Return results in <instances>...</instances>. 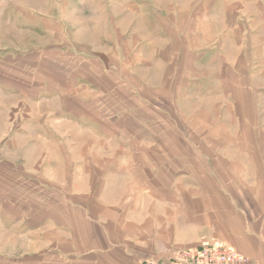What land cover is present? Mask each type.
I'll return each instance as SVG.
<instances>
[{
    "label": "crops",
    "instance_id": "1",
    "mask_svg": "<svg viewBox=\"0 0 264 264\" xmlns=\"http://www.w3.org/2000/svg\"><path fill=\"white\" fill-rule=\"evenodd\" d=\"M168 1L139 7L168 35L155 24L138 48L111 5L96 11L112 33L93 27L107 44L75 52V72L52 63L67 34L9 51L44 63L0 75V264H144L208 244L264 264V0ZM30 9L50 35L66 18L53 0Z\"/></svg>",
    "mask_w": 264,
    "mask_h": 264
},
{
    "label": "rangeland",
    "instance_id": "2",
    "mask_svg": "<svg viewBox=\"0 0 264 264\" xmlns=\"http://www.w3.org/2000/svg\"><path fill=\"white\" fill-rule=\"evenodd\" d=\"M2 1H4L5 4L3 3L2 10L0 8V48H2L4 52V56H3L4 57V67L6 68L8 67L6 70H9V71L4 70V72L0 74L4 80L13 79V76L11 75V73H9L12 65L16 64L17 62L28 64V63H25L28 57H30V59L33 58V61L30 62L31 64H33L34 61L36 65H39V63L41 64L44 63V60L42 59L43 54H39V50H36L37 53L34 54V56L33 54H26V53L23 54L22 52L14 53L13 51V53H10L9 52L10 50L17 49L16 44H19L21 46L18 49H23V50L27 49V47H34L33 45H35L36 47H41V48L47 47L50 40H51L52 45L53 44L57 45L55 38L60 39L61 35L63 34H67V36H69V46L71 48L68 52V55L63 54V53L52 54V63H55V62H57V64L60 63L62 67L64 68H66V66L68 65L69 69L70 67L74 68L72 70L70 69L71 72H75L76 71V60H77V55L75 52L81 53L84 48L90 50V48H86L87 46L96 45V46L104 47L107 44L105 37H103L104 39L101 38L103 42L102 41L100 42L98 39H96L94 40V42L96 43L92 44L93 41H92L91 35H92L94 26H100L101 30L105 28L106 31L103 30L104 33H107V29L109 33H112L113 29L110 28L109 22H105V21L103 22L102 15L101 17L99 15L95 16L97 15L95 14L96 11H101V14L103 11L107 12V7H109L108 5H111V7H109V11L112 10L113 13L117 15V21L115 23L116 30L118 32L119 31L128 32L131 29V32L130 33L128 32V33L132 35L133 48H138L140 40L142 38L147 37L145 32L155 31V24H158L159 27H161V29L163 28L162 30H159V31H162L161 33L162 37L160 36V38H163V36L168 35L167 28L163 26V25H168V23L166 22L154 23L153 21H151L152 18H149L150 21L149 20L146 21L145 18L149 16H144L142 18V17H139L138 15L140 14L139 7H141L143 9L147 8L148 12H145V15L151 16L152 13L149 12L152 9L150 2H154L156 0L154 1L153 0H131V3H132L131 23L123 22V20H126L125 18H127V14H126V17L123 18V16H125V14L123 13L125 0H111V2L110 0H53V2L55 3L56 10L62 11L63 9L62 14L66 15V18L65 20L62 19L63 20L62 22H61V19L59 20V23L57 24L58 29L55 32L53 31L52 35H50L49 33L48 34L45 33L40 28L39 25H36L35 30L30 29L29 23L27 22L29 15H30L28 11L30 10L29 12H31L30 8H33V6H35L36 10L42 11V9L45 6V3H47L48 0H20V1L12 0L14 4L17 3V5L15 4L14 6H8V4H6L8 3L9 0H0V3ZM157 1L161 3V6L159 7V9L161 10L160 13L162 12V14L165 15L166 12L168 11L169 1L168 0H157ZM161 1H164V2L162 3ZM155 8H157L158 10V7L153 6V9ZM18 9L23 11V13L21 12L23 15H17V14H16L17 16L10 15L12 13V10L15 11ZM2 11H3L4 16H2ZM154 13L155 12L153 11V14ZM92 15H94V17H99V18L97 20L96 18L92 20ZM95 32L97 33V31ZM79 34L80 35L84 34L82 36H87V37H80ZM49 36L52 38H49ZM100 56L101 58H104V59L107 58L106 55H103V54ZM87 57H90V55L87 54ZM54 67L58 69V65ZM0 71H3V70H0ZM76 75H78V72L75 74L74 76L75 78H76ZM3 96L8 97L9 102L11 101L10 95H7V96L3 95ZM0 98H2V96ZM51 101L53 103L52 110L58 109L59 104L57 102H54L55 100L53 98ZM39 102H42V100L39 101V99H36L35 108L37 109L39 107L38 105L40 104ZM27 108H28L27 106L21 107V110L27 111ZM3 121L6 125L7 123L11 124L10 118L0 119V125L2 124ZM20 121H21V126L30 124L28 123L27 118L21 117ZM23 135L27 136V134H23ZM3 136H5V134H0V138H2Z\"/></svg>",
    "mask_w": 264,
    "mask_h": 264
},
{
    "label": "built area",
    "instance_id": "3",
    "mask_svg": "<svg viewBox=\"0 0 264 264\" xmlns=\"http://www.w3.org/2000/svg\"><path fill=\"white\" fill-rule=\"evenodd\" d=\"M144 264H255V262L232 249L208 244L176 251L164 258H149Z\"/></svg>",
    "mask_w": 264,
    "mask_h": 264
}]
</instances>
